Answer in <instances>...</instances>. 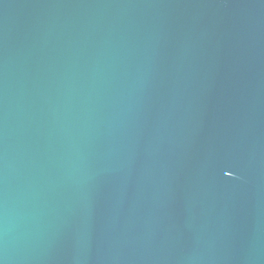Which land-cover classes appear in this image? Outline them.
I'll list each match as a JSON object with an SVG mask.
<instances>
[{
	"label": "water",
	"instance_id": "1",
	"mask_svg": "<svg viewBox=\"0 0 264 264\" xmlns=\"http://www.w3.org/2000/svg\"><path fill=\"white\" fill-rule=\"evenodd\" d=\"M0 264H264V0H0Z\"/></svg>",
	"mask_w": 264,
	"mask_h": 264
}]
</instances>
